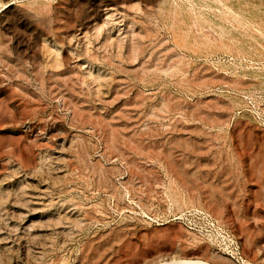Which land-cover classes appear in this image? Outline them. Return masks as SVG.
<instances>
[{"label":"rangeland","instance_id":"1","mask_svg":"<svg viewBox=\"0 0 264 264\" xmlns=\"http://www.w3.org/2000/svg\"><path fill=\"white\" fill-rule=\"evenodd\" d=\"M0 264H264V0H0Z\"/></svg>","mask_w":264,"mask_h":264},{"label":"built area","instance_id":"2","mask_svg":"<svg viewBox=\"0 0 264 264\" xmlns=\"http://www.w3.org/2000/svg\"><path fill=\"white\" fill-rule=\"evenodd\" d=\"M212 226L214 227V224L212 223Z\"/></svg>","mask_w":264,"mask_h":264}]
</instances>
